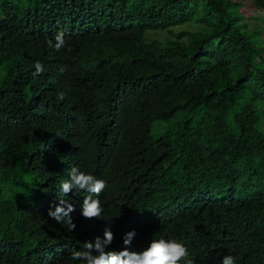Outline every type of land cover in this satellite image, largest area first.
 <instances>
[{"label": "trees", "instance_id": "16d2710c", "mask_svg": "<svg viewBox=\"0 0 264 264\" xmlns=\"http://www.w3.org/2000/svg\"><path fill=\"white\" fill-rule=\"evenodd\" d=\"M245 6L0 0V264H81L71 251L109 226L107 250L135 230L131 251L176 239L193 264H264V26ZM71 167L107 181L99 219L60 191ZM60 198L72 232L48 216Z\"/></svg>", "mask_w": 264, "mask_h": 264}, {"label": "clouds", "instance_id": "9594fccd", "mask_svg": "<svg viewBox=\"0 0 264 264\" xmlns=\"http://www.w3.org/2000/svg\"><path fill=\"white\" fill-rule=\"evenodd\" d=\"M50 48L55 51L64 49L67 45L63 32H58L55 36V43L52 40L47 41ZM35 72L33 77L40 76L44 72V66L40 62L34 64ZM62 67L60 72L63 73ZM57 99L63 100L64 93L57 92ZM108 187L107 181L97 178L92 174L81 171L78 167H71L68 172V179L62 182L60 191L65 195L88 193L84 197L81 215L85 219H99L103 213V207L99 199L101 193ZM54 211L49 210V218L55 220L60 225L67 226L68 231L72 232L76 228L71 213L75 211L74 205L66 199H58L54 204ZM137 233L135 230L123 235V247L119 251L107 250L115 239L111 227H106L103 233V239L96 237L94 241H86L84 250H73L70 253V261H79L81 264H193L190 259L188 247L176 239H151L149 244L140 251H131V246ZM222 264H236L235 258L227 255L223 258Z\"/></svg>", "mask_w": 264, "mask_h": 264}, {"label": "rangeland", "instance_id": "374dc122", "mask_svg": "<svg viewBox=\"0 0 264 264\" xmlns=\"http://www.w3.org/2000/svg\"><path fill=\"white\" fill-rule=\"evenodd\" d=\"M15 1L19 2L22 6H27L29 4V0H15ZM250 2L251 0H245V3H246L245 8H246V13L248 15V20H246V25L248 28L253 30V29H257V27L259 26L261 27L264 26V22L261 20L262 15L264 16V14L263 12H260L258 9H256L255 6L250 7ZM191 24H192L191 22L182 24L181 27H177L174 30L176 31L179 28H184V26L185 27L190 26L191 28ZM151 36L163 39L169 36V34L167 33V31H162L161 33H155V34H152ZM169 125L170 123H167V122L154 121L151 125L150 134L152 136H157L159 133H161L164 130V129L158 130L159 126H163V128H167L169 127Z\"/></svg>", "mask_w": 264, "mask_h": 264}]
</instances>
